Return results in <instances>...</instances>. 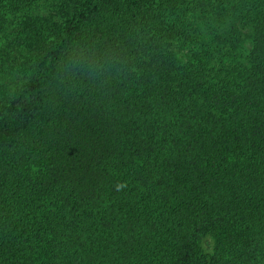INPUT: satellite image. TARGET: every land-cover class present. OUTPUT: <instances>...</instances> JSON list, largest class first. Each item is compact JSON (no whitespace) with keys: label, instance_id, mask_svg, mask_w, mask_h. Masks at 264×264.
<instances>
[{"label":"trees","instance_id":"1","mask_svg":"<svg viewBox=\"0 0 264 264\" xmlns=\"http://www.w3.org/2000/svg\"><path fill=\"white\" fill-rule=\"evenodd\" d=\"M0 60V264H264V0H0Z\"/></svg>","mask_w":264,"mask_h":264},{"label":"rangeland","instance_id":"2","mask_svg":"<svg viewBox=\"0 0 264 264\" xmlns=\"http://www.w3.org/2000/svg\"><path fill=\"white\" fill-rule=\"evenodd\" d=\"M9 62L11 61V59L9 58V60H8ZM2 62V60H0V63Z\"/></svg>","mask_w":264,"mask_h":264}]
</instances>
